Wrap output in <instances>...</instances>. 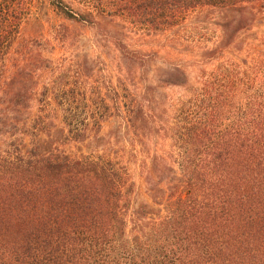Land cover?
<instances>
[{"label":"trees","instance_id":"16d2710c","mask_svg":"<svg viewBox=\"0 0 264 264\" xmlns=\"http://www.w3.org/2000/svg\"><path fill=\"white\" fill-rule=\"evenodd\" d=\"M51 2L67 20L116 18L150 33L217 11L223 33L211 48L199 44L194 71L177 67L175 123L158 125L139 107L120 113L132 143L142 145L147 133L170 142L147 179L148 200L104 144L101 154L59 152L51 124L22 117L27 93L9 98L0 120V264H264V32H252L264 0H79L78 13ZM32 6L0 0V81L8 62L11 76H31L19 61L30 55L20 36ZM228 50L244 55L226 57Z\"/></svg>","mask_w":264,"mask_h":264},{"label":"rangeland","instance_id":"374dc122","mask_svg":"<svg viewBox=\"0 0 264 264\" xmlns=\"http://www.w3.org/2000/svg\"><path fill=\"white\" fill-rule=\"evenodd\" d=\"M62 2L72 13L84 11L79 0ZM255 8L261 9L260 4ZM263 17L264 13L253 22L252 32H264ZM223 23L224 14L204 10L189 14L178 27L150 33L116 18L95 17L92 24L67 20L51 0H33L20 36L27 40L30 55L19 61L20 67L31 69V76L20 72L11 76L12 64H6L7 73L0 81L4 101L0 120L2 110L12 108L9 98L19 91L27 93L26 107L20 105L27 111L23 118L29 113L27 125L51 124L46 132L54 148L71 156L92 149L101 154L104 144L110 159H116L134 184L139 200H148L147 179L156 177L158 158L166 159L172 151L170 142L147 133L142 145L132 143L133 136L121 128L120 113L139 107L158 125L175 123L178 92L171 83L177 84V67L187 65L194 71L203 60L199 44L211 48L218 43ZM242 39L239 33L235 43ZM225 55L238 56L230 50ZM9 117L18 120L15 114ZM5 129L0 125V131ZM46 132L41 131V138L49 139ZM77 132L83 134L82 142L73 140ZM30 134L28 130L26 143Z\"/></svg>","mask_w":264,"mask_h":264}]
</instances>
